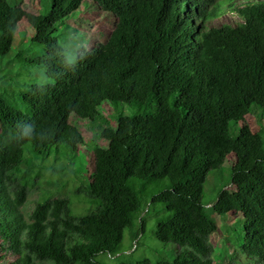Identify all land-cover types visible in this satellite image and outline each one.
<instances>
[{
  "label": "trees",
  "instance_id": "obj_1",
  "mask_svg": "<svg viewBox=\"0 0 264 264\" xmlns=\"http://www.w3.org/2000/svg\"><path fill=\"white\" fill-rule=\"evenodd\" d=\"M25 2L0 0V56L27 21L42 52L22 60L42 66L47 81L24 84L16 99L0 92V241L15 255L9 264H104L97 257L118 255L137 222L136 238L145 232L151 206L169 212L154 220L169 255L118 264H215L218 225L203 193L230 153L231 184L212 209L243 216V249L264 264V126L253 131L246 117L264 112V0H40L49 13ZM85 4L113 26L73 51L63 34ZM226 6L240 20L212 24ZM108 103L114 123L101 112ZM73 116L105 122L90 141L88 180L72 196L38 201L27 219L23 167L37 156L78 162L87 142ZM162 179L145 201L146 185ZM81 192L89 209L77 214Z\"/></svg>",
  "mask_w": 264,
  "mask_h": 264
},
{
  "label": "rangeland",
  "instance_id": "obj_2",
  "mask_svg": "<svg viewBox=\"0 0 264 264\" xmlns=\"http://www.w3.org/2000/svg\"><path fill=\"white\" fill-rule=\"evenodd\" d=\"M10 1L13 3V0ZM24 7L28 11L36 13L41 10L45 13L50 12L49 4H42L40 0H26ZM239 20L240 17L226 6L224 12L215 18L212 24L222 22L235 24ZM68 22L73 28L67 31V33L64 32L63 37L66 43H63V45L73 51L80 47L82 43L90 47L98 41H103L107 33L103 29H111L113 26L112 21L108 17L99 14L97 8L90 4L83 5L81 10L68 19ZM31 34L32 29L29 27L27 21H22L11 51L6 56H0V80L2 79L0 92L12 99H16L24 84H42L47 81V76L42 66L26 63L22 60L35 58L42 52L39 44L30 41ZM16 103L18 106L24 108L19 99L16 100ZM124 110H128V105L124 106ZM101 112L103 116L114 123L113 115H115L116 111L110 103L105 104ZM246 117L253 131H258L264 126V112L261 114L251 113ZM71 121L79 127L83 138L87 142L86 145L80 147L79 155L74 158L78 162L74 163L72 159L70 161L67 156L60 158L51 155L45 160L37 156L31 158L28 164L23 167L25 171L31 174L27 201L22 207L24 217L27 219H29L38 201L46 197L72 196L81 182L88 180L89 173L91 172V159L89 157L90 141L96 135V131L105 122L101 117H98L95 122L91 121V124H88L86 121L75 116L72 117ZM231 130L235 132L236 128L232 127ZM235 161V156L230 153L221 165L220 170L211 171L208 174V179L204 186V204L208 209V213L218 225V230L211 235V242L214 246L211 258L215 264H228L231 262L236 264H251L253 262L243 249V239L245 236L243 216L234 214L220 215L212 209V205L215 203L219 192L231 184V170ZM69 162L73 165H69ZM168 182V179H162L155 183H148L144 192L145 201H149L151 195L159 189H163ZM82 197L83 193L81 192L80 199H74L72 205L73 210L77 214L85 213L89 209V206L81 200ZM168 214L169 212L163 206H151L149 212L143 213L145 232L139 238H136L137 231L140 228V223L137 222L132 230L125 232L121 244V252L118 255L110 256L104 253L100 254L97 259L104 264H118L121 261L129 259L167 257L170 250L154 234V220L157 217ZM2 247L0 241V256L4 255L0 258V264H9L11 260L15 259V255L11 250L6 251Z\"/></svg>",
  "mask_w": 264,
  "mask_h": 264
}]
</instances>
